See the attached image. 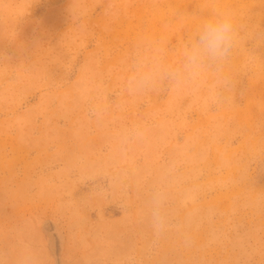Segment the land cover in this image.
<instances>
[{"label": "rangeland", "instance_id": "rangeland-1", "mask_svg": "<svg viewBox=\"0 0 264 264\" xmlns=\"http://www.w3.org/2000/svg\"><path fill=\"white\" fill-rule=\"evenodd\" d=\"M223 11L229 104L128 97L141 40L174 57ZM173 153L197 193L157 238L143 212ZM0 264H264V0H0Z\"/></svg>", "mask_w": 264, "mask_h": 264}, {"label": "clouds", "instance_id": "clouds-1", "mask_svg": "<svg viewBox=\"0 0 264 264\" xmlns=\"http://www.w3.org/2000/svg\"><path fill=\"white\" fill-rule=\"evenodd\" d=\"M240 40L234 15L218 12L204 18L179 52L170 56L167 49L156 46H135L131 68L125 80V90L131 100L168 90L186 92L193 97L194 106L218 108L229 104L236 92V80L231 70V58ZM147 129L135 124L122 139L133 142L145 138ZM209 145H202L190 159L201 163L207 157ZM187 150L180 153L183 155ZM184 160L173 153L160 170V177L146 201L143 218L153 235L159 238L170 227L172 202L176 195L186 205L196 198L195 186L181 187L179 169Z\"/></svg>", "mask_w": 264, "mask_h": 264}]
</instances>
